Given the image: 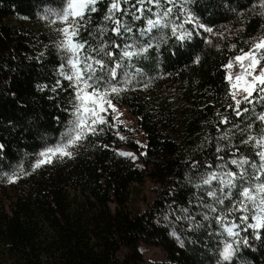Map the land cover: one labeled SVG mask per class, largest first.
<instances>
[{
    "label": "trees",
    "instance_id": "obj_1",
    "mask_svg": "<svg viewBox=\"0 0 264 264\" xmlns=\"http://www.w3.org/2000/svg\"><path fill=\"white\" fill-rule=\"evenodd\" d=\"M110 2L98 0L97 11L86 17L91 33L87 48H99L104 41L109 51L117 53L118 86L124 85L121 66L128 65L133 73L145 77V91L142 87L127 89L120 101L135 118L145 145L132 131L120 141L110 135H89L72 149L71 158L54 157L52 163L33 170L37 153L57 142L68 114L69 84L58 72L61 51L54 26L40 18L52 16L49 11L62 3L0 0V264H121L122 250L128 263L140 264V243L161 247L178 264H264V228L254 237L251 215L246 222L235 218L228 211L227 199L218 205L223 211L219 215L227 217L224 223L236 224L238 252L230 262H220L224 236L214 218L218 212L204 219L205 209L197 206L195 189L185 180L186 174H193L194 160L201 165L221 163L216 161L218 144L232 146L219 153L226 159L239 148L240 155L259 162L255 141L248 145L241 141L261 135L255 114L262 94L254 92L251 104L242 100V107L250 111L237 117L223 67L248 45L241 37L212 41L211 33L188 23L176 36L189 31L191 38L180 41L172 32L174 24L185 20L181 5L213 30L239 24L244 27L239 34L246 36L264 32V18L251 9L253 0H174L177 7L158 30L140 34L146 20L155 18L146 11L141 20L122 17L133 33L114 37L108 32L101 38L98 26L110 27L103 19ZM13 17L31 26L14 25L10 23ZM41 22L48 31L39 34L36 27ZM112 40L120 44L119 49L111 48ZM126 44L135 45L130 51L152 46L131 59L121 58L119 52ZM197 56L199 62L194 63ZM58 79L61 85L55 87ZM224 117L227 124L220 123ZM180 129L184 135L176 139ZM221 136L228 139L219 140ZM121 146L132 150L142 166L119 155ZM229 168L236 171L232 165ZM12 174L19 179L9 182L7 176ZM145 179L158 187L146 209L133 212L132 186ZM170 205L191 207L199 226L190 228L187 222L176 221L175 215L169 217L173 223L166 222Z\"/></svg>",
    "mask_w": 264,
    "mask_h": 264
},
{
    "label": "snow or ice",
    "instance_id": "obj_2",
    "mask_svg": "<svg viewBox=\"0 0 264 264\" xmlns=\"http://www.w3.org/2000/svg\"><path fill=\"white\" fill-rule=\"evenodd\" d=\"M97 2L98 0H61L63 4L61 9L49 11V14L55 17L52 21L53 24L57 21L63 24V27L57 29L61 35L57 47L63 53L67 54V60L66 64L61 63L59 65L58 72L60 77L69 82V86L73 90V102L71 118L65 125L59 140L55 144L45 146L37 153V159L32 165L33 170L46 163H52L54 157L71 158L73 155L72 149L77 147L89 135H96L98 130L102 131L103 128L101 126L110 123L107 117L112 113L115 115L111 116V126H116L115 121L119 112L112 103V97L119 95L123 91V88L118 86L120 63L116 61L117 53L109 51L106 42L102 41L99 44V48H89V54L84 55L88 42H81L78 39L81 28L79 22L84 20L89 13H95L97 11ZM124 5H128V7L125 8ZM176 7L174 0H135V3H132V0H111L108 5L107 14L103 17L105 21L109 22L110 27L98 26L97 36L101 38L105 37L108 32L114 37H122L125 34L133 33V28L129 27L122 17L131 16L132 20H141L146 11L156 17L155 19H147L146 27L140 30L142 36L147 35L153 29L157 28L165 17H169ZM153 8L157 9V11L153 12ZM256 8L261 10L257 14L264 17V0H253L251 9L255 10ZM179 11L185 13V20L178 25H173L172 32L174 36H176L178 29L184 28L185 23L192 25L193 28H201L213 35H219L218 33H214L212 28L201 23L183 5L179 7ZM160 12H163V16L160 15ZM43 18H47V16ZM70 18L71 23L68 22ZM192 35V32L180 31L176 39L183 41L186 37L191 38ZM206 42L210 43L211 41L206 40ZM245 43L251 44L249 50L244 52L241 49L242 55L234 58L235 62L239 63L241 68V74L236 76L237 83L232 82L231 73L225 76V79L230 84V95L236 105L235 115L237 117H240L242 114L247 115L250 111V109L242 107L241 101L243 100L245 103L251 104L254 92L259 91L262 94L260 102L264 103V68H257L260 61L264 59V35L253 38L250 41H245ZM151 46V44L147 45V47ZM134 47L135 45L133 44L124 45V49L119 52V56L121 58L131 59L139 52L146 51V48H138L135 51L128 50ZM231 47L235 48L236 46L231 45ZM111 48L119 49L120 44L116 40H112ZM92 53H96V55H92ZM199 59V56H197L193 62L198 63ZM113 61L116 62L113 63ZM245 62H247L248 69H250L247 72H245ZM232 66V60L228 64L223 65L224 68H231ZM241 80H243L242 84L239 83ZM60 85L61 80L58 79L55 87H59ZM238 87L242 91L240 99H237L235 94ZM109 110H111V113H109ZM255 120L264 123V112L255 116ZM228 122L227 117H224L220 121L221 124H227ZM247 127L251 130L253 125L249 123ZM262 132H264V129H262ZM227 139V136L219 137V140ZM252 141H255L254 147H260V150L256 152V156L259 157L260 161L258 166L248 156L240 155L239 148H235L227 159L224 155H219V153L226 152L232 147L231 145L220 144H218L216 149L218 153L216 161H221V163L201 165L199 161L194 160L191 162L190 171L193 174H186L185 180L195 189L193 197L197 201V206L205 209L201 213L204 219L208 218L209 213H216L218 211L217 205L224 204L225 193L235 195L233 189H236L239 191L240 198L238 201L234 200L233 203L238 204V208L229 209V213L237 210L245 213L254 211L255 214L251 216V219L255 223L250 225V227L264 228V134L258 138L249 135L241 143L248 145ZM2 148L3 145H0V149ZM118 154L132 156L135 159L132 153L119 152ZM229 165L236 166L238 171H232ZM249 166L256 168V171L250 174L248 171ZM201 167L205 171L201 172ZM246 177L249 178L248 181H246ZM252 178H255L257 182L254 184L251 183ZM7 179L9 182H15L19 177L12 174L8 175ZM243 183H247L248 186L241 188L240 185ZM205 198L210 200L211 203H208ZM189 204L191 205L192 201H189ZM249 205H251V208ZM169 209V213H166L164 217L166 222L173 223L169 220V217L175 215L176 221H185L189 224L190 228L199 226L196 224L195 217L192 215L191 207H173L170 205ZM214 218L229 235H236L233 231L236 225L234 223H224L227 219L226 216L215 215ZM240 219L247 221L249 216L243 215ZM172 235H176V233L173 232ZM243 243L247 244V240L245 239ZM237 252L238 248L234 244L226 242L219 252V256L222 261L227 262Z\"/></svg>",
    "mask_w": 264,
    "mask_h": 264
},
{
    "label": "rangeland",
    "instance_id": "obj_3",
    "mask_svg": "<svg viewBox=\"0 0 264 264\" xmlns=\"http://www.w3.org/2000/svg\"><path fill=\"white\" fill-rule=\"evenodd\" d=\"M62 7H63V4H61L58 9H61ZM254 11H257L259 13L261 10L259 8H256ZM160 15L163 16V14H160ZM43 17H45V16H41L40 18L41 19L50 20L51 23L55 19V17H52V16H47V18H43ZM262 18H264V17H262ZM166 19H167V17H165L163 20H166ZM87 21H88L87 18H85L84 20H81L79 22L80 25H81V28H80V35H79L78 39L81 42L86 41V38H87L88 33H89V30H88L89 26H88ZM19 22H24V21H20L19 19L15 18V17L10 18V23H12L14 25H17ZM68 22L71 23V18L69 19ZM24 24L27 25V27L31 26L30 23H28V22H24ZM53 26H54L53 30H55V35H56V42H57V45H58V42L61 39V35L58 33L57 29L63 27V24H61L59 21H57L55 24H53ZM159 28H160V25L157 28L153 29V30H158ZM36 29H37L38 33L41 34L42 32L45 33V31L46 32L48 31V26L41 22L40 24L37 25ZM242 29H244V27L242 25H239V24L238 25L220 26L217 29L213 30L214 33H218L219 35L211 34V39L213 41L214 38H224V39L228 38L229 39L231 37H241V38H244L245 41H250L253 38H258V37L264 35V32L255 33V34L250 35V36H246V35H244L242 33L239 34V32ZM246 44L248 45V48L243 50L244 52H247L249 50V48L251 47L250 43H246ZM142 48H148V47L145 46V47H142ZM87 49L88 48L86 47V49L84 51V55H88L89 54ZM58 50L61 51L59 48H58ZM58 54L60 55L59 56L60 63H65L66 64L67 54L63 53L62 51H61V54L60 53H58ZM92 55H94V54H92ZM238 55H242V52L239 51L231 59L233 61V66L231 68H225L226 69V74H228V73L232 74V82L233 83H237L236 76L241 74V68L239 66V63L235 62V60H234V58L236 56H238ZM226 64H228V62ZM257 68L258 69L259 68H264V59H262L260 61V63L257 66ZM121 69H123V73L121 75V81L124 83L125 86L124 85L121 86L123 88V91H121L119 95L112 97V103L115 105L116 109L119 112V115L116 117V121H115L116 126L115 127L111 126V116L115 115L114 113H112L111 115H109L107 117L110 120V123L101 126L103 128V130L102 131L98 130L96 136L105 137L107 135H110V136H112V137H114V138H116V139H118L120 141V140L128 139L129 138V134H130L129 132L132 131L134 133V136L137 138V140L141 144L145 145V139L142 136L141 131H138L135 128V125H136L135 118L132 116V114L128 111V109L126 107L121 105L120 101L123 98V96L127 93L126 92L127 89L131 90V89H134L136 87H142V89L145 91L146 90V79H145V77L143 78L142 75H138V73H133V71L131 69H129L128 65L127 66H121ZM249 70L250 69H248L247 62H245V72H247ZM257 74H258V71H257ZM138 76H141V77H138ZM249 79H250V77H249ZM239 83L242 84L243 80L239 81ZM68 84H69V82H68ZM125 87H127V88H125ZM228 88H229V92H230L231 89H230L229 82H228ZM235 94H236L237 99L241 98L242 91H241V89L239 87L237 88ZM260 100H261V98H260ZM260 100L258 102L257 114H255L256 116L259 113L264 112V103L260 102ZM72 102H73V90L70 91V86L68 85V114L66 115V118L64 120V127L67 124L68 120L71 118ZM109 113H111V110H109ZM259 125H260V127H259L260 128V132L259 133L262 135V134H264V132H262V129H264V123L260 122ZM63 131L64 130H62L61 133ZM184 131H185L184 129H180V131L176 135V139L182 138V135H184ZM60 136H61V134H60ZM60 136H59V138H60ZM121 137H123V139H121ZM59 138L57 140H59ZM259 150H260V147L257 146V151H259ZM118 151L119 152L132 153L135 156V159H133L132 156H127V157L130 158V160L133 162L134 165H136L138 167L142 166V162L138 159L136 154L132 150L128 149L126 146L119 147ZM259 163H260V161L258 162V164L257 163H255V164L258 166ZM232 166L235 168L236 171H238L236 166H234V165H232ZM19 169L20 168L18 167V169H16V170H19ZM248 171L251 174V173L256 171V168L249 166L248 167ZM5 176L6 175H4V177ZM248 180H249V178L246 177V181H248ZM256 182L257 181L255 180V178L251 179V183L254 184ZM244 186H248V184L247 183H243V184L240 185L241 188L244 187ZM157 187H158V184L156 182H154V181L149 180V179H145L141 184H139V183L134 184L132 186V193H131V200H130V206H131L132 211L133 212H138V211H143L144 209H146L147 205L152 201V199H153V197L155 195V189ZM233 192L235 193V195H232L230 193H225L224 194V201L226 199L230 201L229 202L230 203V207H229L230 209L238 208V204H234L233 201L234 200L238 201L239 198H240L238 190L233 189ZM210 203H211V201H210ZM249 207L251 208V205H249ZM217 209H218V211H217L218 215L223 212L221 207H218V205H217ZM231 214L235 218H239L240 219V217L243 216V215H248V216L251 215L252 216V215L255 214V212L254 211H249L248 213H245V212H241V211L237 210V211H232ZM251 216H250V218H251ZM250 220H251V222H250L251 225L255 223V221L253 219H250ZM242 221L246 222L244 220H242ZM226 223L227 224H233V222H229V221H227ZM250 224H249V226H250ZM250 228H251V230L254 229L253 230L254 237H256L255 232H258L257 230L261 229V228H253V227H250ZM220 229H221V232H222V234L224 236V240H223V242H222V244L220 246L219 252L221 251V249L223 248V246H224V244L226 242L227 243H232V244H234V246L237 247L238 246V233H239L238 229L236 227L233 229V231L236 233V235H234V236L229 235V233L226 232L223 227H221ZM173 236L177 238L176 235H173ZM138 251H139V254H140V257H141L140 258L141 259L140 264H178V263H175L172 259H170L168 257V255L166 254V252L164 251V249H162L159 246H154V245H148V244H145V243H140L138 245ZM120 256H121V260H122L121 264H133V263H128L127 260H125V259H127L125 250L121 251ZM123 260H124V262H123ZM230 261H227V262H230ZM220 262H225V261H222L220 259Z\"/></svg>",
    "mask_w": 264,
    "mask_h": 264
},
{
    "label": "bare ground",
    "instance_id": "obj_4",
    "mask_svg": "<svg viewBox=\"0 0 264 264\" xmlns=\"http://www.w3.org/2000/svg\"><path fill=\"white\" fill-rule=\"evenodd\" d=\"M251 225V224H250ZM254 230V229H253ZM258 231V230H257ZM256 236H257V232H255Z\"/></svg>",
    "mask_w": 264,
    "mask_h": 264
}]
</instances>
